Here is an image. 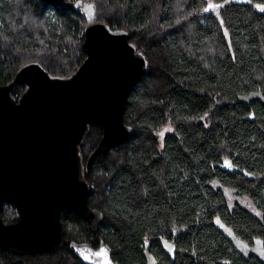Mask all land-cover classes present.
Here are the masks:
<instances>
[{
  "label": "trees",
  "instance_id": "obj_1",
  "mask_svg": "<svg viewBox=\"0 0 264 264\" xmlns=\"http://www.w3.org/2000/svg\"><path fill=\"white\" fill-rule=\"evenodd\" d=\"M74 1L91 6L95 22L128 31L148 60L124 113L134 134L85 172L88 203L104 216L98 235L65 211L63 246L34 254L0 249V264H84L71 243L104 244L118 264H148V251L160 264H262L241 256L231 236L264 245V106L238 101L264 94V0ZM211 2L223 5L220 20L204 12ZM88 23L80 8L0 0V84L31 62L52 75L75 73L87 57ZM168 125L173 131L161 143L157 133ZM102 135L101 126H90L80 146L84 165ZM227 191L256 211L231 207ZM1 216L18 220L12 205ZM174 236L172 258L160 237Z\"/></svg>",
  "mask_w": 264,
  "mask_h": 264
},
{
  "label": "water",
  "instance_id": "obj_2",
  "mask_svg": "<svg viewBox=\"0 0 264 264\" xmlns=\"http://www.w3.org/2000/svg\"><path fill=\"white\" fill-rule=\"evenodd\" d=\"M41 1L82 10L89 21L84 30L87 57L69 77L52 75L39 62H31L11 83L0 84V249L26 254L52 252L65 244V211L82 217L99 234L104 216L88 203L91 189L85 172L133 136L124 113L129 96L148 72V60L130 41L129 32L95 22L87 11L91 6ZM19 86L27 88L16 98ZM238 101L264 106V94L239 95ZM91 125L101 126L103 135L84 165L80 146ZM229 163L225 161V167ZM7 205L18 212L17 222L2 219ZM231 243L241 256L264 264L262 243L250 245L234 234ZM71 244L84 264H118L104 244Z\"/></svg>",
  "mask_w": 264,
  "mask_h": 264
},
{
  "label": "rangeland",
  "instance_id": "obj_3",
  "mask_svg": "<svg viewBox=\"0 0 264 264\" xmlns=\"http://www.w3.org/2000/svg\"><path fill=\"white\" fill-rule=\"evenodd\" d=\"M211 5V7H210ZM223 9V5L222 4H216V3H209L208 6L206 7L205 9V13L206 14H213L214 16H216L219 20H220V12L221 10ZM262 11H264V7L261 8ZM87 11H88V14L90 17H93L94 16V12H93V8L92 7H87ZM48 12H49V15H50V18L53 22H55L57 20V17H56V11L55 9L53 8H50L48 9ZM173 131L171 125H168L164 128H162L158 133H157V137L159 138L160 142L162 143L163 140H164V137L166 136V134L168 133H171ZM227 197H228V201H229V205L231 207H233L234 205L236 204H240L246 208H248L249 210L251 211H256L254 205L251 203V201H249V199L247 198H242V197H238L235 195L234 192H228L227 191ZM172 233H176L177 234V231L172 229L171 230Z\"/></svg>",
  "mask_w": 264,
  "mask_h": 264
},
{
  "label": "flooded vegetation",
  "instance_id": "obj_4",
  "mask_svg": "<svg viewBox=\"0 0 264 264\" xmlns=\"http://www.w3.org/2000/svg\"><path fill=\"white\" fill-rule=\"evenodd\" d=\"M229 165L232 166L230 163ZM175 240H176L175 236L172 238L160 237L162 246L166 249L165 253L172 258H174V253L176 250ZM147 250H149V247ZM147 260H148V264H160L158 259L155 256H153L152 254H149V251H148Z\"/></svg>",
  "mask_w": 264,
  "mask_h": 264
},
{
  "label": "snow or ice",
  "instance_id": "obj_5",
  "mask_svg": "<svg viewBox=\"0 0 264 264\" xmlns=\"http://www.w3.org/2000/svg\"><path fill=\"white\" fill-rule=\"evenodd\" d=\"M210 7H211V5H210Z\"/></svg>",
  "mask_w": 264,
  "mask_h": 264
},
{
  "label": "built area",
  "instance_id": "obj_6",
  "mask_svg": "<svg viewBox=\"0 0 264 264\" xmlns=\"http://www.w3.org/2000/svg\"><path fill=\"white\" fill-rule=\"evenodd\" d=\"M74 1V0H73Z\"/></svg>",
  "mask_w": 264,
  "mask_h": 264
}]
</instances>
